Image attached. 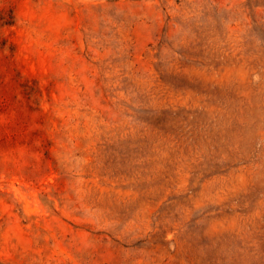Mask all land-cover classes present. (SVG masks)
Wrapping results in <instances>:
<instances>
[{"label":"rangeland","instance_id":"rangeland-1","mask_svg":"<svg viewBox=\"0 0 264 264\" xmlns=\"http://www.w3.org/2000/svg\"><path fill=\"white\" fill-rule=\"evenodd\" d=\"M0 264H264V0H0Z\"/></svg>","mask_w":264,"mask_h":264}]
</instances>
